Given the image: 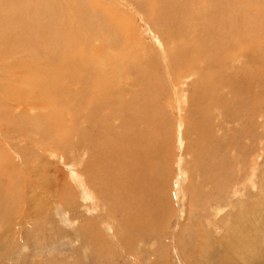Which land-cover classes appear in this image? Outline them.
Returning <instances> with one entry per match:
<instances>
[{
	"label": "rangeland",
	"instance_id": "rangeland-1",
	"mask_svg": "<svg viewBox=\"0 0 264 264\" xmlns=\"http://www.w3.org/2000/svg\"><path fill=\"white\" fill-rule=\"evenodd\" d=\"M78 1L83 6L73 2L71 7L64 0L39 3L51 11L49 24L44 25L49 49L42 50L50 53L49 57L36 53L35 61L44 57L62 61L54 63L62 66L58 74L44 73L52 87L47 88L48 81L44 87L43 76H28L24 82L30 87L20 82L19 75H12L17 69L11 61L25 64L20 52L13 58L5 56L1 63L0 70L9 74L6 83H11L13 96L0 100L1 105L15 102L28 108L13 110L22 114L21 119L9 118L12 121L0 134V264H264V9L254 10L255 0L250 5L237 0L244 15L239 22L252 19L257 30L236 36L232 24L222 22L225 13H216L211 26L218 33L212 32L202 46L198 30L203 20L197 15L211 2L203 0L195 7L196 0H181L185 5L177 27L169 22L177 0H168L171 5L157 24L149 17L151 5L146 8L141 1ZM86 7L93 18H103L97 24L104 25L99 28H106L108 38H114L112 54L121 62L116 71L126 75L123 80L130 86L123 94L114 87L108 97L111 101L100 99V104L103 94L92 91L89 96L88 92L95 86L106 87L109 76L105 82L94 83L96 79H75L76 71L69 70V61L84 63L86 50L102 47L100 38L91 41L79 25L88 17ZM228 28H233L230 35ZM252 31L258 32L251 36ZM68 54L72 56L65 59ZM32 65L44 71L45 65ZM23 95L32 102H22ZM133 97L144 102L136 116L131 114L134 106L130 113L125 110L127 104L132 107ZM88 102L94 105L87 107ZM54 104L66 107L62 117L52 108ZM33 106L39 107L37 113ZM93 109L97 116L89 120L87 112ZM94 138L108 143L103 148L101 142L94 146ZM143 141L149 142L146 147ZM6 156L15 165H9ZM252 162L254 175L248 173ZM131 183H135V194Z\"/></svg>",
	"mask_w": 264,
	"mask_h": 264
},
{
	"label": "bare ground",
	"instance_id": "bare-ground-1",
	"mask_svg": "<svg viewBox=\"0 0 264 264\" xmlns=\"http://www.w3.org/2000/svg\"><path fill=\"white\" fill-rule=\"evenodd\" d=\"M41 1L42 0H0V67H2L1 65V63H2V61H3V58L5 57V56H11L12 58H13V55L15 54V53H17V52H20L21 54H22V62H25V64H23V63H20V62H15V61H11V64L12 65H14L15 66V68L17 69L16 70V72L15 73H13L12 75H19L20 76V82H22V83H26V82H24V81H26L28 78V76L30 77L31 75H33L34 77H39V79L41 78V76H43V79H44V81L42 82V83H44L45 81H48V89L50 88L49 86L51 85V83L49 82V80H46L45 78H44V73L45 74H48V76H49V74H51V75H53V74H58L59 72H60V70H61V67L60 66H58V65H55L54 63H58L59 61H61L60 59H58L59 61H55L54 59L53 60H51V58H48L49 56H48V54L50 53L48 50V54H46L45 55V53L46 52H43L42 50H43V48L46 46L48 49H49V46H48V39H47V34H46V32H45V30H44V25H46V23L45 22H47V20H48V16H50V14H51V11L49 10V9H46L47 7H41V5H39V3H41ZM51 1V0H50ZM63 1V0H62ZM65 1V3H67V1L70 3V6L71 7H73V2H76V7H81V6H83V4H84V2H83V4H81L80 3V1H78V0H64ZM77 1H78V3H77ZM100 1V0H99ZM105 1V0H104ZM131 0H127V4H129V3H131V2H133V0L130 2ZM137 2L136 3H138V1L140 2H144L143 4H146L147 5V7L146 8H148L150 5H151V7L150 8H148V9H150L152 12H153V16H151L152 15V12H151V15H149V17H151V18H153V19H151V18H149V17H147V16H145V18H149V19H151V20H153V23H155V24H157V23H159L161 20H162V17H165V14H166V11H167V5H171V4H169V2H168V0H136ZM186 1V0H185ZM184 0H183V2H185ZM197 1V3H196V6L195 7H198V6H201V4L199 3L200 1L201 2H203V0H196ZM205 1V4H208V5H210V2H211V7H209V8H205V6H204V8H205V11H204V13L203 14H200V15H197V16H199V17H197V18H199V19H202L203 21L200 23V25H199V30H198V33H199V35L198 36H200L201 38H202V40H201V42H202V46H205L206 45V41H210V37H212L211 35H212V32H215V31H213V26H211V25H213L212 24V21H213V19H215V16H214V14H216V13H223V15H224V13H225V18H226V20L223 18V20H222V22L223 23H225V24H228V23H230V24H232L231 26H233V28L235 29H233V28H228V32H227V34L229 33V35H230V33H231V30L233 29V31H234V33H236V36H238L239 34H241L242 32H247L248 30H250V29H255V25H256V23H255V21H253L251 18V20H245L243 23L241 22H239L240 20H241V18L243 19L244 17V15H243V10H242V8H241V5L238 3V1L237 0H230V2H231V6L229 7V2H228V0H204ZM240 1V0H239ZM244 1V3L245 4H249L250 5V3H249V1L250 0H243ZM242 1V2H243ZM82 2V1H81ZM102 2V0L100 1V3ZM150 2H152L151 4H150ZM190 2V1H189ZM38 3V4H37ZM63 3V2H62ZM191 3V2H190ZM53 4V3H52ZM89 4V3H88ZM102 4H103V2H102ZM112 4V3H111ZM134 4H135V2H134ZM162 5L163 6V4H165L163 7H161V6H159V5ZM44 5V4H43ZM140 5V4H139ZM183 5H185V4H182V2H181V0H177V9L176 10H174L173 11V13H172V17L169 19V22H170V24L171 25H173V26H177V21L178 20H180V18L182 17L181 16V14H183L182 13V9H181V7L183 6ZM46 6V5H45ZM140 6H142V5H140ZM192 6V5H191ZM136 7V6H135ZM254 10H256V11H260V10H262V9H264V4L262 3V2H260L259 0H255L254 1V3H253V5L251 6ZM45 8V9H44ZM50 8V7H49ZM88 7H86L84 10V13H87V16L88 17H86L85 18V21H83L82 23H80L79 25H80V27L81 28H83V30H84V32H86V34L91 38V41H98V38H100L102 41H101V43H102V47L100 48V49H96V51L94 50L95 49V47H92V48H90L92 45H90V49H89V51H87L86 50V52H87V59H88V61H86L85 60V62L83 63L82 62V60H81V62H79L78 63V60L77 61H75L74 59H72L71 61H69L70 62V66H69V70L70 71H76V73L77 74H75L76 76H75V79H77L79 76H80V79H83V78H86L87 77V81L88 80H93V79H96V82H94V83H99V79H102V82H105V81H103L104 79H106L107 78V76H109V81H107L108 83H107V86L106 87H100V86H95L94 88H93V90L91 89V90H89V92H88V94L91 92L92 93V91H93V93L94 92H101V94H103V96H102V98L101 97H99L98 98V100H99V104L100 103H102L104 100H102V99H105V101L107 100L108 102L109 101H111L109 98L111 97L109 94H110V90H112L114 87L116 88V90L119 92V94H123V93H126L127 91H128V89L130 90V86L129 85H127V83H126V80H123L124 79V77L126 78V75L124 76V74H122V73H120V71H116V70H118L119 69V67H121V62H117L116 61V57H114L113 56V54H112V51H113V49H112V41H113V39L114 38H108L107 36V30H106V28L103 30V31H101L100 30V28H99V26L101 27V25H98L97 24V21L100 19V18H98V19H96V18H93L92 16H90L91 14H90V10H88L87 9ZM126 8V7H125ZM187 8H189L188 6H186V9ZM192 8V7H191ZM70 9H72V8H70ZM92 9V8H91ZM245 9H247L246 7H244V10ZM44 10H45V14L43 15V13H44ZM94 10V9H93ZM118 10V9H117ZM142 10L144 11V7L142 6ZM189 10V9H188ZM187 10V11H188ZM52 11H53V9H52ZM71 11H73V10H70V12ZM183 11H185L184 9H183ZM64 12V11H63ZM145 12V11H144ZM146 12H150L149 10L148 11H146ZM186 12V11H185ZM184 12V13H185ZM94 14H95V12H93ZM198 13V12H197ZM145 14V13H144ZM188 14V13H187ZM227 14H229L231 17H229V18H227ZM248 14V13H247ZM33 15V16H32ZM59 15V14H58ZM61 15V14H60ZM59 15V16H60ZM67 15V14H66ZM65 15V18H67L68 16H66ZM73 15H75L76 17H77V19H76V21H79V17H78V15L76 14V13H74ZM95 15H97V14H95ZM138 15V14H137ZM185 15V14H184ZM208 16H211L209 19H208ZM217 16H219V14L217 15ZM217 16H216V18H217ZM61 17H63V16H61ZM101 17V16H100ZM103 17V16H102ZM187 17V16H186ZM250 17V16H249ZM60 18V17H59ZM191 18V17H190ZM37 19V20H36ZM61 19V18H60ZM62 19H64V17L62 18ZM103 19V18H102ZM102 19H100V20H102ZM183 19H185V22L186 23H188L189 21H186V18H183ZM188 19V18H187ZM246 19H248V18H246ZM58 20V19H57ZM68 20V19H67ZM99 20V21H100ZM189 20V19H188ZM193 20V19H192ZM53 21V20H52ZM168 21V20H167ZM182 21V20H181ZM181 21H179V22H181ZM200 20H198V22H199ZM208 21V22H207ZM216 21V20H215ZM214 21V22H215ZM63 22V21H62ZM69 22V21H68ZM198 22H196L194 25H196ZM239 22V23H238ZM48 23V22H47ZM64 23V22H63ZM189 23H191V22H189ZM208 23V24H207ZM216 23V22H215ZM35 24H36V26H35ZM49 24V23H48ZM51 24V23H50ZM64 24H66V23H64ZM64 24H63V26H64ZM68 24H70V23H68ZM169 24V25H170ZM220 24H221V22H220ZM237 25L238 27H234V25ZM57 25V24H56ZM170 25V26H171ZM192 25V24H191ZM215 25V24H214ZM224 25V24H223ZM65 26H67V25H65ZM104 26V25H103ZM102 26V27H103ZM147 26V25H146ZM164 26V25H163ZM168 26V25H167ZM180 26V25H179ZM179 26H177V27H179ZM188 26H189V24H188ZM230 26V27H231ZM42 27V28H41ZM101 27V28H102ZM166 27V26H165ZM227 27H229L228 25H227ZM226 27V28H227ZM57 28V27H56ZM61 28V27H60ZM113 28V27H112ZM136 28V27H135ZM183 28V27H182ZM216 28H217V26H216ZM225 28V27H224ZM258 29H259V27H257ZM47 29V28H46ZM59 29V28H58ZM62 29V28H61ZM85 29H90V30H85ZM103 29V28H102ZM220 29H222V28H220ZM51 30V29H50ZM164 30H165V28H164ZM179 30H180V28H179ZM178 30V31H179ZM182 30V33H183V29H181ZM180 30V31H181ZM224 30V29H223ZM255 30H257V29H255ZM42 31V32H41ZM59 31H61V30H59ZM179 31V32H180ZM192 31V30H191ZM232 31V32H233ZM259 31H260V29H259ZM187 32V31H186ZM196 32V31H195ZM223 32V31H222ZM222 32H221V34H222ZM224 32H226V31H224ZM255 32H258V31H252V34H251V36L253 35V33H255ZM58 33V32H57ZM94 33V34H93ZM114 33V32H113ZM189 33H190V31H189ZM216 33H218V31L217 32H215L214 34H216ZM237 33H238V35H237ZM248 33H249V31H248ZM49 34V33H48ZM80 34H81V32H80ZM79 34V35H80ZM181 34V33H180ZM188 34V33H187ZM194 34V33H193ZM214 34H213V36H214ZM250 34V33H249ZM79 35H78V37H79ZM109 35L111 36V37H113V35H112V31L111 30H109ZM176 35V34H175ZM217 35H219V34H217ZM223 35V34H222ZM57 36H58V34H57ZM56 36V37H57ZM165 36V35H164ZM171 36V35H170ZM177 36H178V34H177ZM177 36H175L176 38H177ZM184 36H187V35H185L184 34ZM182 37V38H185V37ZM107 37V38H106ZM169 37V36H168ZM172 37V36H171ZM195 37H197V36H195ZM195 37H193V38H195ZM216 37V36H215ZM214 37V38H215ZM65 38V37H64ZM89 38V39H90ZM105 38H106V40H105ZM167 38V37H166ZM188 38V37H187ZM170 40H171V38H169ZM168 39V40H169ZM181 39V38H180ZM218 39V38H217ZM66 40V39H65ZM167 40V41H168ZM182 40V39H181ZM216 40V39H215ZM177 41V40H176ZM229 41H232V40H229ZM236 41H238V40H236ZM196 42V41H195ZM239 42V41H238ZM241 42V41H240ZM58 43V42H57ZM100 43V42H99ZM170 43V42H169ZM178 43V42H177ZM213 42L211 41V44H212ZM232 43H234V44H238V43H236V42H232ZM250 43V42H249ZM255 43V42H254ZM114 44H116V41H114ZM168 44V43H167ZM171 44L172 43H170V46H171ZM180 44V43H179ZM184 44V43H183ZM187 44V43H186ZM192 44V43H191ZM194 44V43H193ZM192 44V45H193ZM209 43H207V45H208ZM210 44V45H211ZM228 42H226L225 43V45H223V46H225L226 48L228 47ZM59 45V44H58ZM80 45V44H79ZM213 45V44H212ZM230 45H232V44H230ZM223 46H222V48H223ZM236 46V45H235ZM87 47V46H86ZM179 47H180V45H179ZM191 46H188V50L187 51H191L192 50V48H190ZM193 47V46H192ZM194 47H195V45H194ZM212 47V46H211ZM210 47V48H211ZM232 47V46H231ZM85 48V47H84ZM97 48V47H96ZM98 48H99V46H98ZM184 48H185V46H184ZM209 48V49H210ZM217 48V47H216ZM236 47H234V49H235ZM41 49V50H40ZM224 49V48H223ZM230 49V48H229ZM229 49H227L228 51H229ZM69 50H71V49H69ZM163 50V49H162ZM206 50V49H205ZM183 51H184V49H183ZM231 51H235V50H231ZM38 52H43L44 53V55L45 56H48V57H44L42 60H40V59H38V60H36L35 61V54L36 53H38ZM97 52V53H96ZM140 52V50L138 51V53ZM175 54H176V52L175 51H173ZM214 52V51H213ZM218 52V51H217ZM77 53V52H76ZM84 53V52H83ZM171 53V52H170ZM179 53V52H178ZM222 53V52H221ZM205 54H206V52H205ZM226 54V53H225ZM57 55V54H56ZM59 55V54H58ZM98 55H100V56H98ZM115 55H116V53H115ZM139 55V54H138ZM55 56V55H54ZM62 56V55H61ZM61 56H58L57 58H59V57H61ZM70 56H72V55H67L66 57H65V59L66 58H68V57H70ZM140 56V55H139ZM139 56H137V57H139ZM143 56V55H142ZM146 56V55H145ZM212 56V55H211ZM35 57V58H34ZM82 57V56H81ZM144 57V56H143ZM158 57V56H157ZM76 58H78L79 60L81 59V58H79L78 56L76 57ZM91 58H94V63H93V61L91 60ZM151 58V57H150ZM172 58H174L173 56H172ZM61 59H63V56L61 57ZM205 59V58H204ZM176 61V60H175ZM204 61H208V59L207 60H204ZM238 61V60H237ZM74 62H76L75 64H73ZM124 62V61H123ZM33 63H36V66H37V63L38 64H43V65H45V67H44V71L43 72H41L40 70H38V68L39 67H36V68H32V67H35L34 65H32ZM61 63H62V61H61ZM60 63V64H61ZM66 63V62H65ZM85 63H88L89 64V66L88 65H86L85 67H83V65L85 64ZM28 64H29V66H28ZM72 64L74 65V66H72ZM165 64V63H164ZM178 64V63H177ZM62 65V64H61ZM175 66H176V64H174ZM42 66V65H41ZM40 66V67H41ZM65 66V65H64ZM168 67V66H167ZM3 68V67H2ZM47 69V70H46ZM100 70H102V72L100 71ZM162 70V69H161ZM63 71V70H62ZM98 71H100V72H98ZM151 70H149V72H150ZM148 72V71H147ZM164 72V71H163ZM151 73V72H150ZM168 73H170V72H168ZM40 74V75H39ZM146 74V73H145ZM152 74V73H151ZM151 74H149V75H151ZM214 74V73H213ZM63 75V74H62ZM71 75V74H70ZM142 75H144V73H142ZM148 75V74H147ZM185 73L183 74V77H185ZM104 76H106L105 78H104ZM146 76V75H145ZM168 76V75H167ZM182 76V75H181ZM180 76V77H181ZM8 77H9V74L5 71V70H0V100H4V101H9V100H11V98L13 97L12 96V94H11V89H12V87L10 86V82L8 81V83H6V81L8 80ZM144 77V76H143ZM210 77V76H209ZM216 77V76H215ZM31 78V77H30ZM162 78V77H161ZM165 78V77H164ZM62 79V78H61ZM215 79V78H214ZM84 80V79H83ZM99 80V81H98ZM182 80V79H181ZM84 81H86V80H84ZM163 81V80H162ZM203 81V80H202ZM214 81V80H213ZM65 82H69L68 80H66ZM64 82V83H65ZM174 82V81H173ZM22 83H21V86H22ZM41 83V84H42ZM168 83V82H167ZM19 84V83H18ZM28 86H30L28 83H26ZM53 84V83H52ZM54 84H55V82H54ZM88 84H90V83H88ZM166 84V83H165ZM190 84V83H189ZM15 85V84H14ZM17 85V84H16ZM44 85V87L46 86V84L44 83L43 84ZM86 85V84H85ZM91 85H93L92 83H91ZM178 85V84H177ZM208 85V84H207ZM206 85V86H207ZM231 85V84H230ZM229 85V86H230ZM19 86H20V84H19ZM24 86L25 85H23L22 87L24 88ZM88 86V85H87ZM209 86H211V85H209ZM214 86V85H213ZM31 87V86H30ZM36 87V86H35ZM51 87H52V85H51ZM62 87V86H61ZM26 88V87H25ZM28 88V87H27ZM90 88V87H89ZM133 88H135L134 86L133 87H131V89H133ZM177 88V87H176ZM218 88V87H217ZM216 88V89H217ZM15 89V88H14ZM29 89V88H28ZM36 89V88H35ZM40 89H42L43 90V87H41ZM62 89V88H61ZM202 89V88H201ZM207 89V88H206ZM208 89H211L210 87L208 88ZM207 89V90H208ZM213 89V88H212ZM218 89H221V87H219ZM27 90V89H26ZM41 90V91H42ZM81 90V89H80ZM198 90V89H197ZM196 90V91H197ZM223 90V89H222ZM199 91V90H198ZM197 91V92H198ZM212 91V90H211ZM23 92H25L26 93V91L24 90ZM30 92V91H29ZM32 92V91H31ZM35 92V91H34ZM60 93H61V91H59ZM58 92V93H59ZM117 92V93H118ZM213 92V91H212ZM216 92V91H215ZM15 93V92H14ZM36 93V92H35ZM207 93H210V92H207ZM17 94V93H16ZM212 94V93H211ZM29 95V94H28ZM104 95L106 96V97H104ZM194 95V94H193ZM195 95H197L198 96V93L197 94H195ZM194 95V96H195ZM199 95H201V91L199 92ZM41 96H42V94H41ZM87 96V95H86ZM89 96H91V94H89ZM94 96V95H93ZM110 96V97H109ZM204 96V95H203ZM21 97V101L22 102H32V100H29V98L28 99H26V97L27 96H20ZM30 97V96H29ZM109 97V98H108ZM179 97V96H178ZM192 97V96H191ZM137 98L138 97H133L132 98V101L134 102V103H132V107H130L128 104L126 105V107H125V110L128 112V113H130V109L131 108H134L135 107V109L131 112V114L132 115H134V116H136L137 115V113H136V110H137V112L139 113V112H141V110H140V108L144 105V102H143V104L141 103V102H139L138 100H137ZM205 98V97H204ZM94 99V98H93ZM100 99H101V101L102 102H100ZM179 99H180V97H179ZM178 99V100H179ZM197 98H195V97H192V100L193 101H195V102H197V101H199L200 102V100H196ZM201 99L203 100V98L201 97ZM207 98H205V100H206ZM211 99H214L213 97H211ZM215 99H216V97H215ZM214 99V100H215ZM36 100V99H35ZM210 100V99H209ZM220 100V98H218V101ZM114 102H115V100H113ZM116 101H118L117 99H116ZM126 101V100H125ZM180 101L182 102L183 100L181 99V100H179V103H180ZM207 101V100H206ZM206 101H204L203 100V102H206ZM95 102V101H94ZM198 102V103H199ZM202 102V103H203ZM208 102V101H207ZM206 102V103H207ZM4 103V102H3ZM61 103H62V101H61ZM120 103H124V102H120ZM178 103V104H179ZM183 103H185V102H183ZM220 103V102H219ZM223 103V102H222ZM17 103H15V102H13V103H6V104H3V105H1V103H0V134H1V132L2 131H5L6 129H7V127H8V125L10 124V122L12 121V119H14V120H20L21 118L19 117L20 115H22V114H19V115H17L13 110H15L16 108H21V109H25V108H28V107H26V106H18V105H16ZM95 104H97V103H95ZM110 104V103H109ZM201 104V103H200ZM204 104L205 103H203V105H201V106H204ZM40 105V104H39ZM61 105V104H60ZM89 105H94L93 103H91V102H88L87 103V107H89ZM103 105V104H102ZM108 104H106L105 105V107L107 106ZM117 105V104H116ZM184 105V104H183ZM40 106H42V105H40ZM62 106H63V110H62ZM79 106H81V105H79ZM78 106V107H79ZM134 106V107H133ZM34 107V106H33ZM70 107V106H69ZM99 107V106H98ZM101 107V106H100ZM104 107V106H103ZM103 107H101V108H103ZM108 107V106H107ZM115 107V106H114ZM114 107H112V108H114ZM119 107V106H118ZM177 107H179V106H177ZM181 107V106H180ZM34 108H36V109H34ZM33 109H31V110H34L36 113H37V111H39V109H37V108H39L38 106L37 107H34ZM43 108V107H42ZM52 108L53 109H55V110H57V114L58 115H60L61 117H62V114L60 113L61 111H65V110H67L66 109V107L64 108V105L62 104L61 105V107H59L58 105H53L52 106ZM71 108V107H70ZM77 108V107H76ZM80 108V107H79ZM79 108H77V109H79ZM109 108H111L110 106H109ZM184 108V107H183ZM187 108H188V106H187ZM41 109V108H40ZM44 109H45V107H44ZM97 109V108H96ZM72 110V109H71ZM75 110V109H74ZM104 110V109H103ZM13 111V112H12ZM28 111L29 112H34V111H30V108L28 109ZM83 111V110H82ZM95 110L93 109V110H90L89 112H87V116H88V119L90 120V119H92V117H96L97 116V113L96 112H94ZM98 111V110H97ZM216 112V111H215ZM65 113V112H64ZM100 113H102V112H100ZM15 114H16V116H15ZM38 115H40V114H38ZM66 115H68V116H70V114H68V113H66ZM83 115V114H82ZM106 115H107V113H106ZM123 116V114H121L120 115V117H121V119L123 118L122 117ZM9 118H12L11 119V121H10V119ZM70 118V117H69ZM135 119H137V118H135ZM93 120V119H92ZM137 120H144L143 118H139V119H137ZM98 123H100V122H98ZM195 126V125H194ZM99 127V126H98ZM210 128V127H209ZM87 129L89 130V127H87ZM91 129V128H90ZM18 130H20V129H18ZM22 130V129H21ZM14 131V130H13ZM87 131V130H86ZM91 131H93V130H91ZM101 131V130H100ZM199 131V130H198ZM19 131H17V133H18ZM14 133V132H13ZM89 133H91V132H89ZM96 133V132H95ZM94 133V134H95ZM5 134H6V132H5ZM19 134V133H18ZM87 134V133H86ZM31 135V134H30ZM97 135V134H96ZM105 135V134H104ZM23 136V135H22ZM98 136V135H97ZM197 136V135H196ZM209 136V135H208ZM207 136V137H208ZM0 137H2V136H0ZM24 137V136H23ZM28 137V136H27ZM88 137H89V135H88ZM95 137V136H94ZM199 137V136H198ZM206 137V136H205ZM93 138V137H92ZM99 138V137H98ZM98 138H94V146L96 145V143L98 144V142H101V141H98V142H95V141H97V139ZM100 138H101V136H100ZM99 138V139H100ZM102 138H104V137H102ZM1 139H3V137L1 138ZM6 139V138H5ZM20 139V138H19ZM106 139L108 140V137H106ZM202 139V137L200 136V140ZM249 140V139H248ZM6 141H10V140H6ZM12 141V140H11ZM14 141V140H13ZM103 141H105L106 142V144L108 143L106 140H103ZM193 141V140H192ZM202 142V141H201ZM249 142V141H248ZM6 143V142H5ZM143 143H144V141H143ZM149 142H145L144 144H145V147L147 146V144H148ZM192 143V142H191ZM194 143H195V141H194ZM250 143V142H249ZM92 144V143H91ZM100 144V143H99ZM102 144V145H101ZM101 148H103L104 146L103 145H106V144H103L102 142H101ZM193 144V143H192ZM191 144V145H192ZM198 144V143H197ZM194 145V144H193ZM8 146V145H7ZM91 147L90 148H92V146H93V144L92 145H90ZM94 146H93V148L92 149H95L94 148ZM97 147H98V145H96ZM5 147V146H4ZM96 147V148H97ZM149 147V146H148ZM10 148V147H9ZM98 149V148H97ZM99 149H100V146H99ZM151 149H152V146H151ZM203 149V148H202ZM95 152V151H94ZM216 153V152H215ZM25 154V153H24ZM92 154V153H91ZM158 154V153H157ZM8 155V154H7ZM21 155V154H20ZM9 156V155H8ZM8 156H6V157H8ZM200 158V157H199ZM8 159H9V165L11 164V165H15L14 164V161H12L11 159H10V157H8ZM136 159V161H137V158H135ZM149 159V158H148ZM196 159H197V157H196ZM6 160V159H5ZM157 160V159H156ZM151 161V160H150ZM150 161L148 162V163H150ZM154 161V160H153ZM16 162V161H15ZM143 162V161H142ZM158 162V161H157ZM156 162V163H157ZM141 163V162H140ZM140 163H138V164H140ZM147 163V164H148ZM152 163V162H151ZM153 164V163H152ZM158 164V163H157ZM131 165H132V162H131ZM151 165V164H150ZM216 165V164H215ZM254 164H253V162H252V165L250 166V168H249V170H248V173H250V174H252V175H254V172H253V168H254V166H253ZM111 166V165H110ZM134 168H135V166L134 165H132ZM163 166V165H162ZM255 166H256V164H255ZM131 167V166H130ZM137 167H139L138 165H137ZM153 167V166H152ZM8 169V168H7ZM131 169H132V167H131ZM165 169V168H164ZM25 170V169H24ZM95 170V169H94ZM150 170H153V169H150ZM26 171V170H25ZM85 171V170H84ZM105 171V170H104ZM147 171H148V168H147ZM32 172V171H31ZM31 172H30V174H31ZM20 174H21V172H20ZM100 174V173H99ZM105 174V173H104ZM108 173H106V175H107ZM29 174H28V172H27V176H28ZM74 175V174H73ZM158 175V174H157ZM30 176V175H29ZM80 175H78V177H79ZM88 176H90V175H88ZM160 176V175H159ZM248 176V175H247ZM250 176V175H249ZM21 177H23V176H21ZM74 177H75V175H74ZM91 177V176H90ZM90 177H88V178H90ZM99 177V176H98ZM252 177V176H251ZM28 178V177H27ZM93 176H92V179L91 180H93ZM100 178V177H99ZM82 179V178H81ZM81 179H79V180H81ZM188 180V179H187ZM29 181H31V180H29ZM76 181V180H75ZM135 181V180H134ZM139 181H141V179H139ZM150 181V180H149ZM81 182V181H80ZM80 182H79V184H80ZM84 182V181H83ZM151 182V181H150ZM78 183V182H77ZM82 183V182H81ZM127 183H130V182H128L127 181ZM126 183V184H127ZM136 183H138L137 181H136ZM28 184V183H27ZM92 184H93V181H92ZM135 184V183H134ZM134 184H132L131 183V188H130V190L132 191V194H135L134 193V191L136 190V187H135V185ZM193 184V183H192ZM251 184V187L252 188H255V187H253V183H250ZM82 185H84L83 183H82ZM137 185V184H136ZM144 186V185H143ZM142 186V187H143ZM193 187V186H192ZM15 188H17V187H15ZM149 189V188H148ZM1 190H3V189H1ZM6 190V189H5ZM81 190V189H80ZM79 190V191H80ZM127 190H129V189H127ZM150 190H152V189H150ZM194 190V189H193ZM15 191H16V189H15ZM195 191H197V190H195ZM85 192H87V191H85ZM141 192V191H140ZM80 193V192H79ZM70 194H71V192H70ZM147 194V193H146ZM90 195V194H89ZM17 197V196H16ZM84 197H86V195L84 196ZM146 197V196H145ZM150 197V196H149ZM88 198V197H87ZM91 199V197L89 198V200ZM151 199V198H150ZM85 201V200H84ZM135 201V199L132 201V202H134ZM151 201V200H150ZM88 202V201H87ZM86 202V203H87ZM95 202V199L93 200V202L92 203H94ZM91 203V202H90ZM96 204V203H95ZM89 205V204H88ZM97 205V204H96ZM95 205V206H96ZM132 207V206H131ZM139 207V206H138ZM134 208H137L136 206H134ZM133 208V209H134ZM130 209H132V208H130ZM23 210V209H22ZM58 210V209H57ZM139 210V209H138ZM136 211H137V209H136ZM62 212H64L63 210H61L60 209V216L61 217H63V218H65V215L62 213ZM133 212H134V210H133ZM129 213V212H128ZM130 213H131V211H130ZM136 215V214H135ZM141 215V214H140ZM146 217V216H145ZM67 218H68V216H67ZM67 218H65L64 220H68ZM116 218V217H115ZM129 218H135V216L134 217H129ZM18 224V223H17ZM109 229V228H108ZM112 231V230H111ZM215 248V247H214ZM253 253V252H252ZM222 254V253H221ZM253 256H254V254H253ZM258 256V255H257ZM247 257V255L246 256H244V258H246ZM259 261V260H258ZM258 264H263V262H261V263H259V262H257Z\"/></svg>",
	"mask_w": 264,
	"mask_h": 264
}]
</instances>
